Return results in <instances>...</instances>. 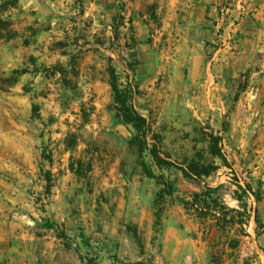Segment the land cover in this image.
<instances>
[{
  "label": "rangeland",
  "instance_id": "obj_1",
  "mask_svg": "<svg viewBox=\"0 0 264 264\" xmlns=\"http://www.w3.org/2000/svg\"><path fill=\"white\" fill-rule=\"evenodd\" d=\"M239 4L64 0L24 26L10 19L18 1L0 8V233L22 264H264V35L241 32L255 11ZM111 68L162 152L219 170L186 179L141 157ZM162 175L177 187L163 200ZM207 186L243 224L223 230L185 207Z\"/></svg>",
  "mask_w": 264,
  "mask_h": 264
},
{
  "label": "trees",
  "instance_id": "obj_2",
  "mask_svg": "<svg viewBox=\"0 0 264 264\" xmlns=\"http://www.w3.org/2000/svg\"><path fill=\"white\" fill-rule=\"evenodd\" d=\"M17 1L18 0H10L3 2L0 4V8L3 7V11L6 12L7 7L15 6ZM0 24H4L2 16H0ZM111 80L118 117L125 125L133 127L135 133L131 143L138 148L141 157H149L159 170H179L186 179L203 181L219 170V166L215 163L206 164L198 160L187 161L186 164L181 165L173 161L169 154L162 152V137L153 130L148 120L135 107L136 91L129 85L123 87L116 68H111ZM209 142L211 156L219 158L227 163L226 156L220 146L222 138L212 134L209 136ZM145 169L149 177H155L154 171L151 167L147 168V166H145ZM45 179L48 183L47 191H50V184L52 182L51 174H46ZM161 179L163 180V185L165 187L160 193V197L163 200L166 196L172 195L177 187L176 181H170V179H167L163 175L161 176ZM218 191L219 188H211L207 186L204 192L196 193L190 200H183L182 203L188 210L195 211L200 218H213L220 229L226 230L236 224H243V220H238L239 222H237L236 219L239 216L243 218L244 215L237 210H231L228 208L222 198L218 195ZM162 212L163 210L161 209L157 214L159 219H161ZM231 214L234 216H230ZM256 222L259 223V220ZM46 227L57 231L59 229L57 224L52 222H48ZM87 261L88 264H97L93 259Z\"/></svg>",
  "mask_w": 264,
  "mask_h": 264
},
{
  "label": "crops",
  "instance_id": "obj_3",
  "mask_svg": "<svg viewBox=\"0 0 264 264\" xmlns=\"http://www.w3.org/2000/svg\"><path fill=\"white\" fill-rule=\"evenodd\" d=\"M10 0H0V4ZM64 0H18V8L13 7L10 19L16 21L21 20L20 25H31L35 23L47 22V7L61 6ZM222 1H233L234 3H248L249 8L255 11L254 18L244 20L240 25L241 32L248 33L253 36V40L264 35V0H182L185 4H190L193 11L197 10H214L217 8L215 3L219 5ZM239 8V5H238ZM238 10H235L237 13ZM3 17V16H2ZM17 23L16 26H18ZM21 26V27H22ZM252 40V39H251ZM252 40V41H253ZM20 250V249H19ZM12 238H7L6 233H0V264H22L17 252L19 251Z\"/></svg>",
  "mask_w": 264,
  "mask_h": 264
},
{
  "label": "built area",
  "instance_id": "obj_4",
  "mask_svg": "<svg viewBox=\"0 0 264 264\" xmlns=\"http://www.w3.org/2000/svg\"><path fill=\"white\" fill-rule=\"evenodd\" d=\"M239 8H240V10H241L243 13H246V12H247V8H246V6H245L244 3H240V4H239ZM227 13H228V12H227ZM223 21H224V18H223Z\"/></svg>",
  "mask_w": 264,
  "mask_h": 264
}]
</instances>
